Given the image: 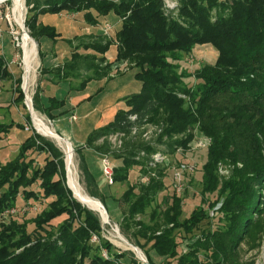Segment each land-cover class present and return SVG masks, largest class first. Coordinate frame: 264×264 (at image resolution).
Masks as SVG:
<instances>
[{
    "label": "trees",
    "instance_id": "1",
    "mask_svg": "<svg viewBox=\"0 0 264 264\" xmlns=\"http://www.w3.org/2000/svg\"><path fill=\"white\" fill-rule=\"evenodd\" d=\"M178 1L171 8L165 0H26L25 24L42 46L57 42L63 34L42 20L46 14L77 13L91 27H98L110 13L122 19L113 39L103 32L88 45L104 54L102 61L115 45L116 56L82 84L107 78L112 64L129 62L137 68L135 76L141 87L126 97L125 109L79 145L88 190L110 213L104 199L107 195H100L101 187L87 159L89 153H109L107 144H97L103 136L130 133L135 125L147 123L162 128L158 143L129 140L121 152L112 153L113 160L119 162L115 181L126 182L133 166L142 163L150 167L149 157L142 162L135 159L140 150L151 155L188 149L198 129L210 138L201 193L214 196L203 199L202 206L183 217V199L175 193L166 208L152 205L163 188L156 177L148 184L129 186L124 196L127 207L121 211V232L134 240L151 264L150 250L163 258L160 264H170L174 258L175 264H241L239 247L245 241L249 249L259 247L264 233V0ZM204 44L218 50L216 61L193 72H180L182 54ZM79 57L76 52L62 68L47 67L49 71L44 66L42 72L50 73L48 82L62 88L71 78H80L76 70L81 65L77 64ZM83 61L88 67L95 63L86 56ZM3 66L0 58V79L11 75ZM188 77L195 82L188 83ZM67 96H59L55 90L53 95H45L38 86L34 108L51 118L60 116L69 111L65 108ZM23 97L16 85L14 102L22 103ZM131 115H137V120L132 121ZM26 119L30 122L29 114ZM15 126L14 121L0 123V139L2 132L9 133ZM17 126L25 129L23 123ZM29 151L45 153L43 166ZM220 165L230 168L228 176L219 173ZM64 174L63 152L35 131L24 139L16 158L5 164L0 160V264H135L127 252L117 251L102 237L100 216L72 197ZM27 202L45 205L26 217L20 211ZM12 207L19 215L9 214L6 219L10 222L2 220ZM149 208L147 222L143 215ZM29 225L33 227L29 229ZM93 236L99 241L92 242ZM183 246L186 252L179 254ZM103 248L108 256L102 253Z\"/></svg>",
    "mask_w": 264,
    "mask_h": 264
},
{
    "label": "rangeland",
    "instance_id": "2",
    "mask_svg": "<svg viewBox=\"0 0 264 264\" xmlns=\"http://www.w3.org/2000/svg\"><path fill=\"white\" fill-rule=\"evenodd\" d=\"M165 2L173 7L177 6L179 3L178 0H165ZM24 4V25L27 32L30 34L29 29L25 24L29 6H27L26 0L24 1ZM32 6L33 5L30 7ZM42 20L45 23H51L57 26L58 29L63 32V34L57 42H44L42 46H40L37 40L30 34L37 44L38 61L34 72V80L30 86L31 89L29 88V94L31 95V106L35 110L33 100L38 86L43 87L45 90V95H53L54 90L59 96L68 95L65 106V108L69 109L67 113L51 118L43 112L41 113L37 110L35 111L45 120V122L53 125L58 134L71 139L73 143L74 162L77 167L80 183L90 194L88 190V180L85 178L82 168L81 156L78 150L79 145L85 144L89 135L96 128L106 125L115 117L116 113L120 109L126 108V97L138 92L141 87V82L137 80L135 76L137 68L133 67L131 63L126 62L121 66L112 64L108 69L109 78L92 79L83 87L82 82H84L88 76H95L97 74L96 69L101 70L103 67L107 66L110 60L116 56L115 45H113L110 52L105 55L107 59L104 61L101 59L104 56L103 53L94 50L93 47H88V45L92 44L96 39H99L101 36L100 33L103 32L104 34H108V36H106L109 39H113V34L122 25V19L115 13H110L101 21L98 27H91L84 21L81 15L72 12L67 16L65 14H46L43 16ZM107 24L110 26L112 25V27L108 30L104 28L107 26ZM22 45L23 30L15 20V7L13 1L5 0L0 4V58H2L4 61L3 67H7L11 75L0 79V123L9 124L14 121L16 126L12 127L9 133H1V163L5 164L8 161L16 158L19 155L20 146L24 139H26L33 133V131H35V133L41 135L47 142L52 144L53 147L63 152L65 172L64 183L65 186L70 190L72 197L79 201L74 196V193L68 184V171L66 166L65 152L55 140L40 133L33 123V116L27 102V93L23 87L24 61ZM41 52L42 56L40 54ZM76 52H79L80 56L77 58V64L80 63L81 65L76 68L80 74V78H71L69 84L63 86L62 88L56 87L57 84L48 82L47 78L50 77V73L42 72L44 66L46 68H62L64 63L72 61V57ZM85 56L88 58V60H94V66L92 65L91 67H88L83 63V58ZM182 56L183 59L179 61V71L193 72L195 69L205 64L215 62L218 57V50L211 44L197 45L193 52L183 53ZM48 68L47 70L50 71ZM56 76L54 75V77ZM18 80H20L19 84ZM56 80H59V78L56 77ZM186 81L190 84L195 82L193 77H188ZM16 85H19L22 89L24 96L22 103L14 102ZM27 114H29L30 122H28L26 119ZM22 123L25 126L24 130L17 126L18 124ZM147 129H150L149 140L144 138L142 135ZM161 133L162 128L156 124L146 125L145 127L141 128L136 135L132 134L131 132L125 133L122 136L119 132L110 133L100 138L97 142L99 145L104 143L109 146L110 150L108 154L100 155L101 157L91 155L90 153L87 154L88 162L90 165L92 164V170L101 187V194H99L101 196L107 195V197L104 199L111 211L109 213L105 207L107 210V216L109 215L106 222H104L105 219L102 213L94 211L93 209L85 206L82 202H79L100 216L102 222V237L113 244L117 251L127 252L128 257L135 261V264H141L137 257V253L130 248L128 249L127 247L119 246L115 242V232L118 231L123 238L130 242V244L136 246L133 242L134 240H129L121 232L119 224L122 216L121 211L127 207L124 201V196L129 186H140V184H144L141 182L143 175L149 174L151 178L156 177L158 180L162 181L163 188L158 193V197L152 205L155 206L157 203H159L161 209L166 208V206H168L172 201V194L175 193V195H179L183 199V217L189 216L193 210H196L202 206L203 199L206 198V200H209L212 196H214V194L203 196L201 193L203 180L202 166L207 159V148L210 144V142L209 144H205V142L207 139L210 140V138L201 133L198 129L195 130V137L190 142V144H199V141L201 140V142L204 143V146L193 147L189 144L188 149L180 148V150L176 151L175 153H166V159L164 162L157 164V166H155L152 170H149L150 167L142 163L135 165L130 172L128 179L129 181H115V167L119 164V162L113 160L112 153L114 151L121 152V150L124 148L125 142L129 140L136 142H151L152 144L158 143V136ZM193 141H195V143ZM29 153L32 154L31 157L33 156L35 158L34 160L37 161V164L43 166L42 164L45 162V153L33 151H29ZM154 153L148 155L146 151L145 153H142L140 150L136 154L135 159L139 162H142L146 161V158L149 157L147 162L149 163V161L152 160V155ZM105 155L109 157L113 165V182H108L103 173L102 157ZM183 162L193 166L194 171L186 173L185 189L182 193L176 194L172 188L173 173ZM219 173L223 176H228L230 173V168L226 165H220ZM89 186H91V184ZM262 193L264 195V190ZM30 202H27L23 210L20 211V213L25 214L26 217H32L34 212L40 211L45 205L43 203L32 205ZM18 203L20 204V200ZM204 206L206 207L207 204ZM18 213V209L12 207L3 213L2 220L10 222L8 219H6L8 215ZM18 215L15 216L16 219L19 220V222H22L23 219H21V217ZM143 219L147 222L149 221L150 208L148 209L147 214L143 215ZM262 222L264 224V215H262ZM203 224H206V221ZM32 227V225H29V229ZM198 234H200V231H198ZM98 241L99 239L96 236L92 237V242L96 243ZM136 247L141 249L139 246ZM186 249V246L181 247L179 254L186 252ZM141 251L145 254L142 249ZM104 252L107 253L105 256H108V251L106 248L102 249L103 254ZM238 252L239 253H237V256L239 257V263L241 264H264V233L260 239L259 247L255 249H249V246L245 241L239 247ZM149 254L154 264H160V262L163 260V258H161L154 250H150ZM202 254L203 252L201 251L200 256L202 259H204ZM176 260L177 258H174L170 264H175Z\"/></svg>",
    "mask_w": 264,
    "mask_h": 264
},
{
    "label": "bare ground",
    "instance_id": "3",
    "mask_svg": "<svg viewBox=\"0 0 264 264\" xmlns=\"http://www.w3.org/2000/svg\"><path fill=\"white\" fill-rule=\"evenodd\" d=\"M5 0H0V4ZM15 7V20L17 24L23 30V61H24V83L23 87L27 97V102L30 107V111L33 116V123L36 129L42 133L43 135L55 140L57 144L62 148L65 152L66 166L68 171V184L72 189L74 196L82 202L85 206L93 209L94 211L100 212L104 215V222L107 220V212L105 208L102 206V202L97 198L91 196L85 188L80 183L78 177V171L76 164L74 162V154H73V143L70 138L64 137L56 131L53 125L45 122V120L40 117V115L32 108L31 106V95L29 94V88L32 85L34 80V72L37 64V44L35 40L30 36L27 32L24 25V17H25V0H12ZM31 89V88H30ZM116 240L115 242L119 246L127 247L128 249H132L138 254H141V249H137L130 244L125 238L121 236V234L116 231L115 232Z\"/></svg>",
    "mask_w": 264,
    "mask_h": 264
},
{
    "label": "built area",
    "instance_id": "4",
    "mask_svg": "<svg viewBox=\"0 0 264 264\" xmlns=\"http://www.w3.org/2000/svg\"><path fill=\"white\" fill-rule=\"evenodd\" d=\"M167 4V3H166ZM169 7L174 8L173 6H171L170 4H167ZM112 27V25L110 26L109 24H107V26H105V28L108 30ZM131 120H137V115H131L130 116ZM150 123H147L145 125L142 126H138L135 125L134 127H132L131 129V133L136 135L139 130L143 127H145L146 125H148ZM28 129V128H27ZM149 133H150V129H147L146 132H143V137L147 138L149 140ZM125 134V132H121V136ZM195 143V141H193ZM210 140L207 139L205 144H209ZM190 145H192L193 147L196 146H204V143L201 142V140L199 141V144H193L191 143ZM180 150V148L178 149ZM142 153H145L144 150L141 151ZM166 159V153L162 152V151H156L153 155H152V160L149 161V165L150 167H155L157 166V164H160L161 162H164V160ZM102 162H103V173L104 176L106 177L108 182H113V165L109 159V157L107 155L102 157ZM194 171V167L189 165L188 163L183 162L180 166H178V168L174 171L173 173V183H172V188L173 191L176 192V194H180L184 191L185 189V176L186 173L192 172ZM151 180V176L149 174L147 175H143L141 178V182L143 183H148ZM137 253V252H136ZM104 255H107L106 252H104ZM137 257L140 261L141 264H151L149 259L147 258V256L142 252L141 254L137 253Z\"/></svg>",
    "mask_w": 264,
    "mask_h": 264
},
{
    "label": "water",
    "instance_id": "5",
    "mask_svg": "<svg viewBox=\"0 0 264 264\" xmlns=\"http://www.w3.org/2000/svg\"><path fill=\"white\" fill-rule=\"evenodd\" d=\"M30 108V107H29ZM102 206L105 208V206L103 205V203H102ZM105 210H106V208H105ZM107 211V210H106ZM108 217H109V215H108ZM132 245V244H131ZM132 246H134V245H132ZM135 248H137L138 249V247H136V246H134Z\"/></svg>",
    "mask_w": 264,
    "mask_h": 264
},
{
    "label": "crops",
    "instance_id": "6",
    "mask_svg": "<svg viewBox=\"0 0 264 264\" xmlns=\"http://www.w3.org/2000/svg\"><path fill=\"white\" fill-rule=\"evenodd\" d=\"M58 87V86H57ZM76 103V102H75ZM95 156H97V155H95ZM98 157H100V155H98ZM121 220H122V216H121Z\"/></svg>",
    "mask_w": 264,
    "mask_h": 264
}]
</instances>
